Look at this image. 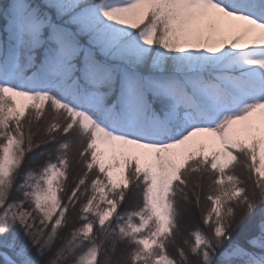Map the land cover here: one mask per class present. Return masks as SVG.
<instances>
[{
  "label": "snow or ice",
  "instance_id": "snow-or-ice-1",
  "mask_svg": "<svg viewBox=\"0 0 264 264\" xmlns=\"http://www.w3.org/2000/svg\"><path fill=\"white\" fill-rule=\"evenodd\" d=\"M0 264H264V0H0Z\"/></svg>",
  "mask_w": 264,
  "mask_h": 264
},
{
  "label": "trees",
  "instance_id": "trees-1",
  "mask_svg": "<svg viewBox=\"0 0 264 264\" xmlns=\"http://www.w3.org/2000/svg\"><path fill=\"white\" fill-rule=\"evenodd\" d=\"M205 194H206V190H205ZM203 195H204V194H202V196H201V205H202V207H205V206H206V202H205L204 199H203ZM192 206L195 207V206H194V203H193ZM124 207L127 208V207H128V204L126 203V204L124 205ZM190 207H191V206H190ZM199 211H200V212H199V217H198L196 223H195L194 225L191 226V228H195V227H201V228H203V225H202V222H201V210H199ZM204 230L207 231L206 229H204Z\"/></svg>",
  "mask_w": 264,
  "mask_h": 264
},
{
  "label": "bare ground",
  "instance_id": "bare-ground-1",
  "mask_svg": "<svg viewBox=\"0 0 264 264\" xmlns=\"http://www.w3.org/2000/svg\"><path fill=\"white\" fill-rule=\"evenodd\" d=\"M191 211H192V220H191V224L190 227L192 225H194L199 217V209H196L195 207L191 206Z\"/></svg>",
  "mask_w": 264,
  "mask_h": 264
}]
</instances>
